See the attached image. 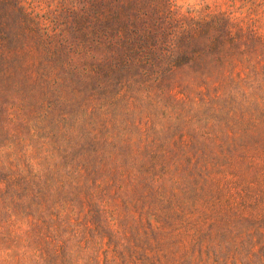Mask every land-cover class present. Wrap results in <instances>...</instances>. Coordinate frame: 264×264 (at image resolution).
I'll list each match as a JSON object with an SVG mask.
<instances>
[{
  "label": "trees",
  "instance_id": "obj_1",
  "mask_svg": "<svg viewBox=\"0 0 264 264\" xmlns=\"http://www.w3.org/2000/svg\"><path fill=\"white\" fill-rule=\"evenodd\" d=\"M228 1L0 0V264H264V0Z\"/></svg>",
  "mask_w": 264,
  "mask_h": 264
},
{
  "label": "rangeland",
  "instance_id": "obj_2",
  "mask_svg": "<svg viewBox=\"0 0 264 264\" xmlns=\"http://www.w3.org/2000/svg\"><path fill=\"white\" fill-rule=\"evenodd\" d=\"M27 5H30V7H35L37 9H40L41 11H44L47 9L46 3L44 0H25ZM174 3H176L179 6H182L184 10H194L198 12H204V13H211L216 11H223L227 12L229 15L234 17H243L244 15H241V7H238L239 4L236 6L232 5L228 0H174ZM6 154L3 153L2 150H0V161L4 164H8V162H11V159L18 160L19 156L17 154H13L14 151L7 149L4 151ZM28 153V158L26 163L30 166H34L39 158H44L51 154L46 153H40V150L32 151L31 149L26 151ZM13 154V155H12ZM7 156H10L11 159H8Z\"/></svg>",
  "mask_w": 264,
  "mask_h": 264
}]
</instances>
